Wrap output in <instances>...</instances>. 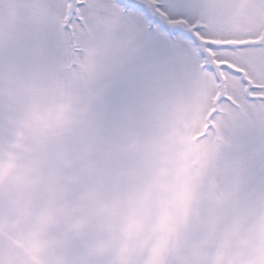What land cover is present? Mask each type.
Returning a JSON list of instances; mask_svg holds the SVG:
<instances>
[{"label":"snow or ice","instance_id":"1","mask_svg":"<svg viewBox=\"0 0 264 264\" xmlns=\"http://www.w3.org/2000/svg\"><path fill=\"white\" fill-rule=\"evenodd\" d=\"M0 264H264V0H0Z\"/></svg>","mask_w":264,"mask_h":264},{"label":"rangeland","instance_id":"2","mask_svg":"<svg viewBox=\"0 0 264 264\" xmlns=\"http://www.w3.org/2000/svg\"><path fill=\"white\" fill-rule=\"evenodd\" d=\"M18 162H22L26 165V168L36 176L45 174L50 171V166H47V161L41 160L40 163L45 165L44 167H32V161L35 159L34 154L31 150H25L22 152L16 153ZM11 191L18 196L29 195L26 189L19 188L15 183L11 186Z\"/></svg>","mask_w":264,"mask_h":264}]
</instances>
